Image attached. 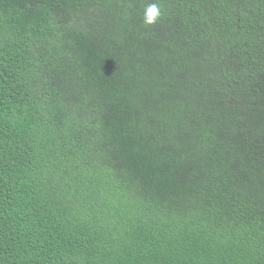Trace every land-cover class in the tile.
I'll use <instances>...</instances> for the list:
<instances>
[{
  "label": "trees",
  "instance_id": "16d2710c",
  "mask_svg": "<svg viewBox=\"0 0 264 264\" xmlns=\"http://www.w3.org/2000/svg\"><path fill=\"white\" fill-rule=\"evenodd\" d=\"M0 264H264V0H0Z\"/></svg>",
  "mask_w": 264,
  "mask_h": 264
},
{
  "label": "clouds",
  "instance_id": "9594fccd",
  "mask_svg": "<svg viewBox=\"0 0 264 264\" xmlns=\"http://www.w3.org/2000/svg\"><path fill=\"white\" fill-rule=\"evenodd\" d=\"M161 18V11L158 3H148L144 9L143 25L148 27L155 26Z\"/></svg>",
  "mask_w": 264,
  "mask_h": 264
}]
</instances>
